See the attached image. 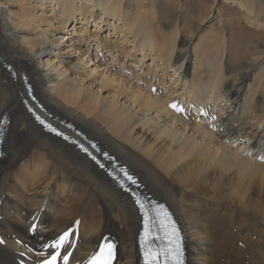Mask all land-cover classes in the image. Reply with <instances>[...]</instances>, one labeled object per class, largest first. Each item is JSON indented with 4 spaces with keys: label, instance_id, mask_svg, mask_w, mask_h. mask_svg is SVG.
<instances>
[{
    "label": "bare ground",
    "instance_id": "6f19581e",
    "mask_svg": "<svg viewBox=\"0 0 264 264\" xmlns=\"http://www.w3.org/2000/svg\"><path fill=\"white\" fill-rule=\"evenodd\" d=\"M145 1L0 0V123L9 121L0 125V264H40L51 254L47 245L69 230L76 237L69 264H86L104 238L116 243L114 264H140L142 218L132 197L75 145L44 131L25 111L29 92L40 100V114L85 141L74 129L81 131L97 144L99 156L115 158L104 159L106 167L126 166L138 177L141 194L169 206L185 236L186 264H225L229 249L241 247L249 263L264 264V242L252 237L257 232L264 238L258 224L240 228L231 215L237 206L264 219V186L251 180L264 175V163L248 156L264 147V135L251 129L254 116L264 119V0H221L222 14L229 16L214 32L237 27L229 50L226 37L195 42L200 25L184 23L196 14L205 18L212 0ZM104 25L120 37H102ZM89 26L95 27L91 33ZM76 30L89 33L88 42L76 40ZM92 43L129 69L137 84L113 66L102 69ZM129 43L132 56L142 55L138 63L152 54L159 70H174L173 78L184 71L183 89L171 96L168 85H160L162 74L154 85L150 72L142 76L118 60L121 49L128 55ZM203 45H210L208 53ZM195 64L207 68L204 78L194 75ZM106 90L113 93L106 96ZM209 103L213 111L204 107ZM251 133L243 152L223 143ZM13 178L21 190L11 186ZM213 201L224 202L227 211Z\"/></svg>",
    "mask_w": 264,
    "mask_h": 264
},
{
    "label": "rangeland",
    "instance_id": "374dc122",
    "mask_svg": "<svg viewBox=\"0 0 264 264\" xmlns=\"http://www.w3.org/2000/svg\"><path fill=\"white\" fill-rule=\"evenodd\" d=\"M213 1V4L207 9V12L205 13V18H203L202 19V17L204 16V15H199L200 17H198L197 18V14H196V16H195V20H194V18H188L186 21H184V23H186V26L188 25H193V24H195L194 25V27H197V26H199L200 25V27H201V32H200V36H199V38H197L196 40H195V42H201V41H206V39H208V41H213V37L214 36H217V37H219L220 39L221 38H223V37H226V40H225V43H224V45H223V47H224V50H225V47H226V50H229V46H230V44H231V42H233V39L230 37V35H231V32L234 30V29H236L237 27L236 26H233V27H225V28H223L221 31H219V32H217V33H215L214 32V29L220 24V23H223L224 22V20L229 16V15H227V14H222L223 13V11H222V9H220L221 8V6H222V2H221V0H212ZM146 3L147 2H149V0H146L145 1ZM82 4V5H86L84 2H82V1H78V4ZM151 3V2H150ZM149 3V4H150ZM46 7H48V6H46ZM51 8H45V11H46V13L50 10ZM40 11H42V9H40ZM48 13H50V12H48ZM181 18V17H180ZM221 18H222V20L223 21H221ZM221 21V22H220ZM188 22V23H187ZM117 23V22H116ZM119 23V22H118ZM95 23H93V25H94ZM153 25H159V23L158 22H153L152 23V25L151 26H153ZM78 26H80V23H78ZM123 26V25H122ZM180 26V25H179ZM105 28V29H104ZM88 30L90 31V33H91V31L93 30H95V27L94 26H89L88 27ZM160 30H161V27H160ZM88 31V32H89ZM92 31V32H93ZM165 31V29H163V27H162V30H161V32H164ZM105 32V33H104ZM116 31H114L113 29H110V28H108V26L107 25H104L103 27H102V30H101V33H102V37H110V39H115L114 37H120L117 33H115ZM67 32H63L62 34H66ZM69 34H67V35H70L71 36V34H70V32H68ZM89 35V33H86L85 32V34L83 33L82 35H80V34H78L77 33V30H76V35H74L75 37V39L76 40H80L81 39V42L84 44V42H88V39L86 38L88 35ZM189 34V33H188ZM188 34H187V36H188ZM113 36V38H112V36ZM57 36H61V33L60 34H57L55 37H57ZM79 36H82V37H79ZM181 36V34L179 33V37ZM85 37V38H84ZM131 40H132V38H131ZM234 42L235 43H237L238 41H237V39H235L234 40ZM127 46V45H126ZM86 47V46H85ZM99 47L101 48V46L99 45ZM209 47H210V45H203L200 49L201 50H204V49H206L207 50V53L209 52ZM126 48V47H125ZM132 48H133V46H132V44H130L129 43V45H128V52L130 51V49L132 50ZM90 49L92 50V53L94 54V55H97L98 56V59L102 62L101 64H103V66H102V69L103 68H105V67H107V65H109V66H113V68L114 69H116L119 73H121V74H123L125 77H127L128 79H130L132 82H134V83H136L137 84V80H136V78H135V76L133 75V73H131V71L129 70V69H124L123 70V68H122V66L116 61H114V60H112V58H111V55H109L107 52H105V51H100V50H98V49H96V46L92 43L91 45H90ZM105 48H102L101 50H104ZM99 52H101V53H99ZM192 53H197V52H195V51H191ZM121 54V55H120ZM120 56H118V60L120 59V60H123V61H127L126 62V65H129V63H130V65H132L133 66V69L135 70V71H137V72H139V73H141L142 74V76H146V73H149L148 75H149V77H148V79H149V81H153L152 83L154 84V85H159L160 83L158 82V80L161 78V74L163 75V77L164 78H162V84H160V85H164V84H166V86L168 85V87L166 88V93L167 94H170L171 96H175V94L174 93H172L171 94V92H173L174 90L176 91V92H180L182 89H183V84H184V81L185 80H182V78H181V76H182V74L184 73V71L183 72H181V76H178L177 74L174 76V78H173V73H174V70L173 69H169V74H167L164 70H159L160 69V67L159 66H157L156 65V63L155 62H153V57H152V54L151 55H149L148 57H146V58H144V60H143V63H138V59L139 58H141L142 57V55H140V54H138L137 52H134L133 51V56L130 54V52L128 53V55H124L123 54V52H122V49H121V51H120ZM108 56V57H107ZM125 56V57H124ZM104 57H107L106 58V60H108V61H106L105 59H104ZM129 57H131V58H129ZM136 57V58H135ZM264 57V56H263ZM194 58V57H193ZM135 60V61H134ZM114 61V62H113ZM193 61H194V59H193ZM135 62V63H134ZM153 62V63H152ZM57 63V62H56ZM132 63V64H131ZM118 64V65H117ZM134 64V65H133ZM137 64H140L139 66H137ZM159 64H161V61H159ZM196 65V67L198 68V71H199V74H197V73H194V75L195 76H201V77H203L204 78V76H203V71L205 72V71H207V68H205V66H204V64H202V66H199V65H197V64H195ZM194 65V66H195ZM161 66H163L162 64H161ZM193 66V67H194ZM149 67H152V69H150V71H149ZM156 67V68H155ZM159 68V69H158ZM148 70V71H146V70ZM9 70H11V69H9ZM121 70V71H120ZM155 70H159L160 72H159V74L158 73H154L153 74V71H155ZM190 70L191 71H193L192 70V68H190ZM146 71V72H145ZM173 71V72H172ZM130 72V73H129ZM172 72V73H171ZM145 74V75H144ZM157 74V75H156ZM133 75V76H132ZM132 76V77H131ZM172 76V77H171ZM130 77V78H129ZM135 79H134V78ZM176 78H177V80H179V82L177 81V82H175L176 81ZM134 79V80H133ZM170 79H171V82H170ZM167 80V81H166ZM179 83V84H178ZM138 85H140V86H142V87H144V88H146V85L144 84L143 85V83L141 82V83H138ZM170 86V87H169ZM97 90V89H96ZM103 94H105L106 96H110L113 92H112V90H106V91H103L102 92ZM176 99H177V97H176ZM122 101H124V99L123 100H121V102ZM210 106H212L211 107V109H212V111H213V104L212 103H209V104H205V106L204 107H206V109L209 111V107ZM224 107H225V105L224 106H222L221 108H220V111H219V113H221V111H223L224 110ZM25 111L27 112V110L25 109ZM192 111L195 113V114H199V113H197V112H195L196 110L194 109V108H192ZM216 111V110H215ZM211 112V111H210ZM216 114H218L217 112H215ZM205 115L206 116H208L209 115V113H205ZM241 115V114H240ZM200 116V115H199ZM250 117H253V114L252 113H250ZM231 118L232 119H234V122H236V121H238L239 120V118H240V116L238 117L236 114L235 115H233V116H231ZM198 119L200 120L201 118H199L198 117ZM253 120H254V123H252V126H251V129L255 132V131H257V133H259L260 135H264V119H263V121L262 122H258L257 121V119H256V117L254 116L253 117ZM231 122H233V121H229V120H227L226 121V124L227 125H229ZM67 125V124H66ZM59 126H61V125H59ZM62 127V126H61ZM259 127H260V129H259ZM262 129V130H261ZM251 135H252V133L249 135V136H245V134H244V136H242V137H245L244 139H242V137H240L238 140H237V142L235 143V144H233L232 142L230 143L228 140H223V143H225V144H228V145H230V146H232V147H234L235 149H240V151L241 152H243V150H244V147H243V145L245 144V143H247L246 141H248V139L251 137ZM243 144V145H242ZM248 156H253V159L255 160V161H260V162H263L264 163V147L262 148V149H260V150H258V149H255V150H253L252 152H250L249 154H248ZM1 163V162H0ZM17 176H19L20 177V173L17 175ZM14 179V180H13ZM11 181H10V184H11V186L12 187H14V188H16V189H20L21 190V187H19L17 184H16V181H15V178H13ZM252 181H255V182H258V183H260L261 185H263L264 186V175H262L261 177H254L253 179H251ZM52 184V183H51ZM26 192V191H25ZM81 192H77L76 193V195L78 196V194H80ZM103 200V199H102ZM103 202H104V204L108 207V208H110V209H112L111 207H109L108 205H107V203L103 200ZM213 204H214V206L216 207V209H220L222 212H226L227 210L225 209L226 208V205H225V203L223 202V203H218V201H213ZM99 207H101L100 205H99ZM194 207H196L195 205H194ZM199 209H202V207H198ZM224 208V209H223ZM231 215H236V217L238 218V225H240V228H242V227H247V225H249L248 224V221H250V222H252V223H257L258 224V226H259V229H260V234L261 235H263L264 234V231H261V229L263 230L264 229V219H262L261 217H259V216H257L256 214H253V213H250V212H247V211H244V210H241V209H238L237 208V206H235V208H234V210L232 211V214ZM236 225V224H235ZM237 226V225H236ZM244 236H246V235H249V232L248 231H244L243 233H242ZM259 234L257 233V232H255V233H253V235H252V237H253V239L255 240V239H257V240H259V241H261V242H264V240H262V239H264V238H259V236H258ZM0 240H1V236H0ZM2 248L6 251V250H9V247H7V246H5V245H2ZM1 248V249H2ZM258 248V246L257 245H255V249H257ZM213 249V248H212ZM240 249V251H242V252H244V249H245V247H241V248H239ZM240 251H234V250H230L229 249V255L225 258L226 259V262H225V260H224V262H225V264H227V263H229V264H233V262L231 261V259H230V257H233L238 263H240V262H247L248 264H256L255 262H251V263H249V260H248V257H246L245 256V254L244 253H239ZM255 261L257 262V263H261V260L260 259H255ZM220 264H223V263H220Z\"/></svg>",
    "mask_w": 264,
    "mask_h": 264
},
{
    "label": "snow or ice",
    "instance_id": "6c2138e0",
    "mask_svg": "<svg viewBox=\"0 0 264 264\" xmlns=\"http://www.w3.org/2000/svg\"><path fill=\"white\" fill-rule=\"evenodd\" d=\"M177 111L182 109L176 108ZM131 179V177H129ZM76 237L73 230L65 231L59 235L50 245H47L51 254L43 261V264H69L73 253L69 251L75 243ZM167 244L160 249H153L149 243V234L144 236V261L145 264H184V249L179 230L173 225L171 231L166 234ZM116 245L108 238L98 244L97 250L91 254L87 264H113ZM43 255V252L41 253Z\"/></svg>",
    "mask_w": 264,
    "mask_h": 264
}]
</instances>
